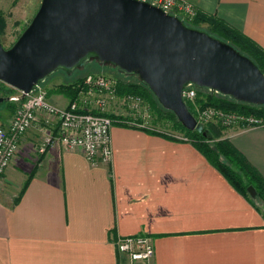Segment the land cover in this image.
Here are the masks:
<instances>
[{
    "label": "crops",
    "instance_id": "obj_1",
    "mask_svg": "<svg viewBox=\"0 0 264 264\" xmlns=\"http://www.w3.org/2000/svg\"><path fill=\"white\" fill-rule=\"evenodd\" d=\"M182 1L264 50V0ZM158 129L115 123L112 159L93 167L60 142L39 153L59 133L39 115L0 186V264H130L115 245L128 236L152 240L149 264H264V200L234 188L191 139ZM223 135L264 181V128Z\"/></svg>",
    "mask_w": 264,
    "mask_h": 264
},
{
    "label": "water",
    "instance_id": "obj_2",
    "mask_svg": "<svg viewBox=\"0 0 264 264\" xmlns=\"http://www.w3.org/2000/svg\"><path fill=\"white\" fill-rule=\"evenodd\" d=\"M90 52L97 56L83 62ZM96 61L139 77L190 130L203 126L185 101L189 87L264 105V74L252 59L138 0H42L17 42L10 49L0 43V82L28 94L59 71L70 76ZM248 191L257 195L252 186Z\"/></svg>",
    "mask_w": 264,
    "mask_h": 264
},
{
    "label": "built area",
    "instance_id": "obj_3",
    "mask_svg": "<svg viewBox=\"0 0 264 264\" xmlns=\"http://www.w3.org/2000/svg\"><path fill=\"white\" fill-rule=\"evenodd\" d=\"M149 3L166 14L180 18L186 24V20L192 19L196 11L182 0H138ZM187 25V24H186ZM116 80L105 75L88 76L86 84L88 91L80 94L79 98L70 103L67 108L54 105L48 97V90L44 85H39L28 94L18 91V95L11 97L12 102L18 103V107L6 127L0 128V186L4 176L20 150L22 137L33 127L39 115L50 124L55 119L59 124L58 137L47 135L38 146V152L44 154L55 142H60L65 149L81 151L86 160L93 166L110 163L113 156L111 130L115 123H122L129 127L147 129L160 132L152 122V115L139 107L143 105L140 97L127 96L119 98L115 92ZM24 96V97H23ZM97 98V103L103 110L106 109L108 100L124 103L132 118L124 116L122 119H112L108 116L95 115L88 107L90 99ZM186 103L196 98V90L189 87L184 95ZM143 111L140 119L137 114ZM197 123L217 121L229 126L239 124L244 130L263 128L260 121L253 117L226 114L208 108L199 109L193 115ZM170 137L179 138L173 133ZM118 252L128 257L130 264H149L155 254L152 240L147 236L119 237L115 242Z\"/></svg>",
    "mask_w": 264,
    "mask_h": 264
},
{
    "label": "trees",
    "instance_id": "obj_4",
    "mask_svg": "<svg viewBox=\"0 0 264 264\" xmlns=\"http://www.w3.org/2000/svg\"><path fill=\"white\" fill-rule=\"evenodd\" d=\"M189 22H191V24H188V26L194 28H199V26L207 24L208 29L214 33L211 35L227 42L237 51L252 59L264 74V52H261L263 49H261L255 42L245 38L241 33L232 29L226 23L207 15L196 13L192 19H189ZM91 65L92 63L87 65L85 68L90 67ZM80 71L81 70L75 71L69 77L73 78L77 73H80ZM58 73L65 74L63 71H59L57 74ZM91 75L95 76L101 74H99V72L87 74L85 77H79L77 80L70 82L61 88L62 92L67 94L70 103L76 101L80 94L86 91V89H84V87L88 88L86 79ZM113 78L117 82L115 86L117 97L121 99L131 95L140 96L145 103L146 110L152 115V122L156 128H162V125H169L175 131H178L185 137L191 139L198 151L212 166L224 175L234 188H236L244 196L251 198L248 188L253 186L257 191V197L264 200L263 179L251 167L245 157L235 149L229 140L222 139L223 131H226L224 130L225 127H216L214 126L215 122H212L207 126L202 125L203 131L201 132L187 129L172 111L166 110L160 105L159 101L149 88H147L139 79H134L135 76H127L116 70L115 77ZM0 85L4 86L1 82ZM192 88L196 90V98L193 101H188L187 106L193 115H195L199 109L205 110L212 108L226 114L253 117L254 119L259 120L260 124L264 128V105L257 106L241 103L214 91L199 89L197 87ZM4 91H6L8 100H10V97L13 94L18 92L17 90L8 87L3 89V92ZM49 95L50 94H48V97ZM7 102V108L9 109L8 112L10 115H13L18 107V103L12 101ZM94 114L108 116L116 120L122 119V117L118 118L116 115L97 114L95 112ZM127 118H131V116L127 115ZM239 127L243 128L242 125H239L238 128ZM144 130L163 136V132L161 131L156 132L147 129ZM27 184L28 183H26L25 187Z\"/></svg>",
    "mask_w": 264,
    "mask_h": 264
},
{
    "label": "rangeland",
    "instance_id": "obj_5",
    "mask_svg": "<svg viewBox=\"0 0 264 264\" xmlns=\"http://www.w3.org/2000/svg\"><path fill=\"white\" fill-rule=\"evenodd\" d=\"M41 4H42V0H0V43L2 44V46L5 49H10L17 42V40L21 37V35L25 32V30L28 28V26L31 24V22L35 18L36 14L38 13V11L41 7ZM186 24L187 25L191 24V22H189V20H186ZM204 26L205 25H203V26L201 25V26H199V28L201 30L208 32L209 34H214L210 29H208L207 27H204ZM261 52H264V50H262ZM80 70H81L80 73H77L73 78H70L69 75H67V73H65L66 75L63 73H58L56 76L52 77L47 82V84H44V86L48 90V94H50V96H52L51 102L54 105L59 107V105L57 104V101H56L57 99H59V100L63 99L64 100L63 104H65L68 101L67 94H64L61 90V88L64 85L77 80L79 77H85V75H87V74H92V73H96V72H99V74H103L107 77L113 78V77H115V72L117 69H115L114 66H111L109 64L103 65V64H100L96 61V62H92V65L90 67H87L85 69L82 68ZM134 79L138 80L139 77L135 76ZM134 79H132V80H134ZM4 86L0 85V99H2V102H0V128L4 127L8 122H10L13 115H14V114L10 115V113L8 112L9 109L7 108V103H8L7 101H11V100H8V96L6 94V91L3 92V89H6V87H8V88H10V87L5 85V84H4ZM84 89H86V91H88L87 87H84ZM16 95H18V92L16 94H13L11 97H14ZM59 96H61V97H59ZM64 96L66 99L63 98ZM132 96L140 97L137 95H132ZM89 99H90V102H89L88 107H90L93 110V112H95L97 114L116 115L118 118L120 116L130 115L132 118V113L130 112V110L126 106H124L123 102H121L119 100L117 102L108 100L106 109L103 110V108L100 107V105L97 103V98L96 99L89 98ZM144 105H145V103L143 101V105H140L139 107H141V109H143ZM142 113H143V111L140 110L138 113H133V114H137L138 117L141 119ZM190 113H191V111H190ZM200 122L201 123H198V125H201V126L202 125L207 126L208 124L215 122L214 126L225 127L224 130H230V129L232 130V129L239 126V124L225 126V125H222L221 123H219L217 121L203 122L201 120ZM162 129L166 130L169 133H173L179 137L184 136L181 133L178 134L179 132L172 129L171 126H169V125H162ZM241 130H244V129L241 128ZM223 136H222V139L224 140ZM182 139L185 140V139H189V138L184 136V137H182ZM255 191H256V189H255ZM256 193H257V191H256ZM249 194H250V192H249ZM250 196H251V194H250ZM254 198H256V197H254ZM256 199H260V198L257 197Z\"/></svg>",
    "mask_w": 264,
    "mask_h": 264
},
{
    "label": "bare ground",
    "instance_id": "obj_6",
    "mask_svg": "<svg viewBox=\"0 0 264 264\" xmlns=\"http://www.w3.org/2000/svg\"><path fill=\"white\" fill-rule=\"evenodd\" d=\"M91 56H97V52H90L86 55V57L83 58V62H86L88 60L89 57Z\"/></svg>",
    "mask_w": 264,
    "mask_h": 264
}]
</instances>
